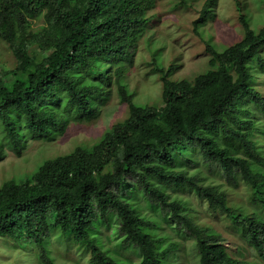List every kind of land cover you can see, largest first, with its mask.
I'll use <instances>...</instances> for the list:
<instances>
[{
    "label": "trees",
    "instance_id": "trees-1",
    "mask_svg": "<svg viewBox=\"0 0 264 264\" xmlns=\"http://www.w3.org/2000/svg\"><path fill=\"white\" fill-rule=\"evenodd\" d=\"M155 1L0 0V41L16 60L0 70V159L6 149L20 156L28 138L53 139L70 118H96L113 89L127 106L92 145L0 184V237L35 245L39 264H58L47 247L54 233L65 246L88 251L89 264H126L102 243V226L119 247L136 251L139 264H174L169 255L178 242L165 223L195 241L198 264H249L230 255L220 233L196 222L179 192L227 217L264 263V217L243 214L208 175L217 172L232 187L244 182L249 200L264 210L257 140L264 94L256 86L264 74V23L253 29L235 0L240 39L222 50L206 42L207 68L191 80L172 78L174 62L151 68L162 84L161 105L136 104L126 63ZM212 3L206 0L192 23L198 35Z\"/></svg>",
    "mask_w": 264,
    "mask_h": 264
},
{
    "label": "rangeland",
    "instance_id": "rangeland-1",
    "mask_svg": "<svg viewBox=\"0 0 264 264\" xmlns=\"http://www.w3.org/2000/svg\"><path fill=\"white\" fill-rule=\"evenodd\" d=\"M205 1L156 0L147 11V16L150 17L149 26L136 45L130 48L131 62L126 63L125 82L129 90L135 93L136 104L161 105L162 84L158 73L151 71V68L167 67L174 62L178 67L172 78L191 80L197 73L207 68L209 55L205 51L206 42L212 43L217 50H222L240 39L243 32L235 0H214V3L209 5L213 16L207 18L199 31L200 35L193 31L192 23L199 17ZM239 1L242 12L250 20V26L258 29L264 23L263 1ZM152 57L156 62L151 65ZM15 66L16 60L11 50L5 42L0 41V70L5 72ZM261 73L258 75L256 86L264 94V74ZM113 90L99 107L100 111L96 118L80 121L70 118L62 132L57 133L51 140L28 138L20 156L6 149L4 157L0 159V184L11 178L21 180L35 171L47 158L66 154L78 145H92L112 124L127 115L126 104L119 101ZM257 140L264 150V135L258 134ZM204 172L209 173L206 168ZM208 175L222 186L231 203L239 207L243 214L251 213L264 217V210L260 205L249 200V192L244 182L240 181L236 187H232L226 184L224 177L217 172ZM178 195L187 200L191 207L190 213L196 217V222L220 233L223 244L231 256L249 264H264L227 217L210 212L207 205L198 200L193 193L179 192ZM136 201L144 213L150 212L141 197L136 198ZM153 213L155 212H151ZM164 225L165 232L171 235L170 239L178 242L177 250L169 255L170 261L174 264H198L195 241L181 230L175 232L166 223ZM114 235L111 228L101 227L99 236L105 247L126 264H139L140 256L136 251L119 247L118 239ZM47 247L49 255L58 264H89L88 251L76 245L65 246L56 239L55 233ZM0 264H39L37 248L33 244H17L15 240L0 237Z\"/></svg>",
    "mask_w": 264,
    "mask_h": 264
}]
</instances>
